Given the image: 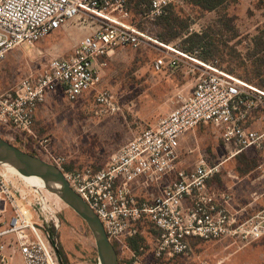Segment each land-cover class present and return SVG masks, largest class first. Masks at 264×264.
<instances>
[{
  "label": "built area",
  "instance_id": "obj_1",
  "mask_svg": "<svg viewBox=\"0 0 264 264\" xmlns=\"http://www.w3.org/2000/svg\"><path fill=\"white\" fill-rule=\"evenodd\" d=\"M189 1L148 0L142 15L154 21L171 6L185 10ZM130 16V0H0V63L14 49L33 47L71 22L91 28L68 57L52 58L42 72L0 93V126L18 148L63 172L118 246L120 264H162L189 254L196 240H261L264 209L242 219L241 211L230 210L231 194L209 182L223 174V164L232 157L247 150L264 153V89L202 60L200 49L187 53L154 39ZM119 48H149L156 54L154 72L185 67L194 85L189 93L179 92L175 108L129 140L105 167L68 170L66 158L52 151L48 138L37 140V110L61 87L68 102L92 99L96 114L118 112L113 93L103 86L102 71ZM200 126L217 129L230 156L212 164L201 154L192 169H179L180 138ZM256 173L264 180V157ZM172 174L175 179L163 186ZM153 187L158 194L148 195ZM260 197L252 195L253 200ZM145 222L158 233L148 247L135 251L128 240L141 233ZM59 225L43 190L0 165V264H61L55 239Z\"/></svg>",
  "mask_w": 264,
  "mask_h": 264
},
{
  "label": "rangeland",
  "instance_id": "obj_2",
  "mask_svg": "<svg viewBox=\"0 0 264 264\" xmlns=\"http://www.w3.org/2000/svg\"><path fill=\"white\" fill-rule=\"evenodd\" d=\"M147 2L130 0V22L145 29L154 39L177 45L186 52L203 46L210 57L208 62L241 78L259 82L254 78V70L256 61L263 55H257L255 38L264 29V0H224L213 11L200 8L192 0L189 7L173 16L174 30L180 32L177 37L167 32L169 14L154 24H146L142 14ZM90 32L89 26L71 22L33 47L23 45L11 51L0 63V93L12 88L21 78L42 72L52 58L68 57ZM155 59V52L149 48H119L107 59L103 86L113 93L119 109L115 114H96L92 99L71 103L62 92L49 95L41 106L45 109L41 125H35L37 140L48 138L52 151L66 158V169L105 167L111 156L129 140L175 108L179 92H187L194 85L195 77L187 73L185 67L167 71V76L157 75L152 68ZM0 136L17 146L2 126ZM192 136V132L186 136L191 137V146L180 156L188 168L197 163L201 154L212 164L230 156L220 142L217 129L205 126ZM262 157L264 153L253 150L232 157L223 164L224 181L216 179L214 188L226 189L227 183L242 206L249 204L246 199L250 197L249 190L254 189L253 182L258 178L256 167ZM43 192L60 220L55 239L64 264H98L95 242L86 223L57 196ZM147 194L156 192L151 190ZM249 209V213H253L257 205ZM141 229L148 247L150 238L157 232L148 222ZM162 264H264V238L250 244H232L228 240L196 242L189 254Z\"/></svg>",
  "mask_w": 264,
  "mask_h": 264
},
{
  "label": "water",
  "instance_id": "obj_3",
  "mask_svg": "<svg viewBox=\"0 0 264 264\" xmlns=\"http://www.w3.org/2000/svg\"><path fill=\"white\" fill-rule=\"evenodd\" d=\"M5 163L16 167L25 176L41 179L47 191L57 195L86 223L95 242L98 264H120L117 250L109 241L99 217L71 188L58 167L21 150L0 136V165Z\"/></svg>",
  "mask_w": 264,
  "mask_h": 264
},
{
  "label": "trees",
  "instance_id": "obj_4",
  "mask_svg": "<svg viewBox=\"0 0 264 264\" xmlns=\"http://www.w3.org/2000/svg\"><path fill=\"white\" fill-rule=\"evenodd\" d=\"M224 0H193L194 4L199 6L200 8L204 9V10H208V11H213L215 10L216 8H218L222 3H223ZM192 3V0L189 1V4H188V7L191 5ZM183 9H180V8H177V7H174V6H171L169 9H168V12H167V15L169 16L167 19H168V23H167V32L172 35H175L176 37L180 35V32H177L174 30V21H175V18L173 16L177 14H179V11H181ZM175 14V15H174ZM167 15L163 16V17H160L154 21H148L146 20V24L149 23V24H154L155 22H157L158 20L162 19V18H165ZM174 19V20H173ZM139 29L143 30L144 32L147 33V31H145V29L143 28H140ZM148 34V33H147ZM150 35V34H149ZM196 39V37L194 38ZM159 40V39H157ZM160 42H162L161 40H159ZM255 45L257 47V55H260L262 54L263 57L259 60L256 61V69L254 70V78H258L259 79V82H254V81H251V80H247V79H244V78H241L239 76H236L233 74V72H228L222 68H219L229 74H232L236 77H238L239 79L249 83V84H252L258 88H261V89H264V29L260 32V35L258 37L255 38ZM199 46V45H198ZM197 47V46H196ZM191 49L190 52H187V53H191L193 52L195 49ZM197 49H200L201 50V59L208 62L210 61V57L208 56L207 57V54L204 50V47L203 46H199L197 47ZM186 52V51H185ZM205 52V53H204ZM203 54L206 55V57H204V59L202 58ZM30 153V152H29ZM32 155H35L37 156L35 153H30ZM70 170V169H68ZM157 232V231H156ZM158 233V232H157ZM146 237H145V233L144 231L141 229V233L138 234L136 237L128 240V245L131 247V249L135 250V251H138V249L143 246V245H146ZM196 242H200V241H194L193 242V245H196ZM114 247L115 249L117 250L118 252V246L116 244H114ZM58 257H59V260L61 262V264H64V261H63V256H62V253L61 251L58 249Z\"/></svg>",
  "mask_w": 264,
  "mask_h": 264
},
{
  "label": "crops",
  "instance_id": "obj_5",
  "mask_svg": "<svg viewBox=\"0 0 264 264\" xmlns=\"http://www.w3.org/2000/svg\"><path fill=\"white\" fill-rule=\"evenodd\" d=\"M60 30H62V29H60ZM59 31V30H58ZM57 32V31H56ZM55 34V33H54ZM38 44V43H37ZM105 70V69H104ZM103 70V71H104ZM103 71H102V74L104 75V73H103ZM157 75H164V76H167V70H163L162 72H155ZM22 79V78H21ZM18 82V81H17ZM16 82V83H17ZM191 90V89H190ZM190 90L189 91H187V92H185V93H189L190 92ZM57 92H62L63 93V91H62V88L61 87H59L55 92H53L54 94L55 93H57ZM53 93H51V94H53ZM51 94H49V95H51ZM64 94V93H63ZM48 95V96H49ZM47 96V97H48ZM65 96V95H64ZM43 105V104H42ZM41 105V106H42ZM41 106L38 108V110H37V113H36V116H35V125L37 124L38 126H40L41 124H40V121L44 118V116H45V109H44V107H42L41 108ZM167 115V114H166ZM157 122V121H156ZM155 122V123H156ZM153 126V125H152ZM37 127V126H36ZM202 127H205V126H200V127H198L196 130H194V131H192V133H193V136L196 134V132H198L199 131V129L200 128H202ZM189 133V132H188ZM188 133H186V134H184L181 138H180V147H179V154H180V156L182 155V153H183V155H184V152L186 151V150H188L189 148H190V139H191V137H186L187 135H188ZM193 136H192V138H193ZM192 140V139H191ZM82 167H84V166H82ZM194 167V166H193ZM193 167H190V168H188L187 166H185L184 165V163H183V161L182 160H180V158H179V162H178V168L179 169H183V170H190V169H192ZM222 179L223 181H224V176L222 175V176H217L216 178H214L213 180H211L210 182H209V184H210V186L213 188V189H216V190H221V189H217V188H214V186H213V184L215 183V181H216V179ZM175 179V174H172V175H169V176H167V179L166 180H164V182H163V186H168L173 180ZM257 180V181H256ZM255 180V182H253V187H254V189H252V190H249V192L248 193H250V197L248 198V199H246V200H248V202H249V204H246V205H243L242 206V204H241V202H240V200H239V198L238 197H235V194L232 192V188L229 186V185H227V183L225 184V188L226 189H223V190H226L227 192H229L230 194H231V196H232V201H231V207H230V210L231 211H241L240 212V214H241V218L242 219H244L245 217H251V216H255V215H257L258 213H260L261 211V209L262 208H264V199H263V192H264V180H261V179H259V178H257ZM257 182V184H255ZM149 189H151V190H155V192H156V194H158V189H156V188H149ZM263 191V192H262ZM262 192V193H261ZM138 194H140V191L138 190V192H137ZM255 193L257 196H261L260 198H258L257 200H253L252 199V195ZM253 204H256L257 205V209H254V211H253V213H249V211L251 212V209H249V207H251V205H253ZM253 209V208H252ZM224 240H228V242H231L232 244L234 243H240L239 241H237V240H234V239H232V238H226V239H223V240H220V241H217V242H223ZM213 243V242H212Z\"/></svg>",
  "mask_w": 264,
  "mask_h": 264
},
{
  "label": "bare ground",
  "instance_id": "obj_6",
  "mask_svg": "<svg viewBox=\"0 0 264 264\" xmlns=\"http://www.w3.org/2000/svg\"><path fill=\"white\" fill-rule=\"evenodd\" d=\"M5 169H7L9 172L15 174L16 176H19L22 178L25 182H27L30 185L37 186L39 188H42L43 190L47 191L45 189L44 183L41 179L34 177V176H25L20 170H18L16 167L11 166L9 164H3L1 165ZM49 192V191H48ZM51 193V192H50ZM53 194V193H52ZM55 195V194H54ZM57 196V195H55ZM58 197V196H57ZM59 198V197H58ZM60 199V198H59Z\"/></svg>",
  "mask_w": 264,
  "mask_h": 264
}]
</instances>
